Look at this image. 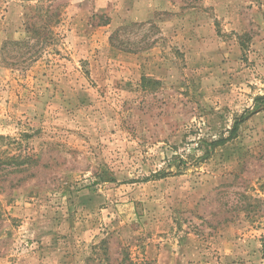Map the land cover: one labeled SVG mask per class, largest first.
<instances>
[{"label": "rangeland", "instance_id": "374dc122", "mask_svg": "<svg viewBox=\"0 0 264 264\" xmlns=\"http://www.w3.org/2000/svg\"><path fill=\"white\" fill-rule=\"evenodd\" d=\"M258 96L264 0H0V264H264Z\"/></svg>", "mask_w": 264, "mask_h": 264}, {"label": "trees", "instance_id": "16d2710c", "mask_svg": "<svg viewBox=\"0 0 264 264\" xmlns=\"http://www.w3.org/2000/svg\"><path fill=\"white\" fill-rule=\"evenodd\" d=\"M261 102V103H260ZM264 106V97L263 96H258L257 97V101L254 104V107L247 112V114H243L241 115V117L237 118L234 120L231 129L228 131V135L227 136H221L218 137L216 139H212L211 141H209V147L211 148H215L218 146H221L223 144H225L227 141L231 140L233 137H235L237 130L239 128V126L253 113L259 111L260 109H262ZM163 172H157L155 173L154 176H159L160 174H162ZM261 254H262V258H264V235L261 237Z\"/></svg>", "mask_w": 264, "mask_h": 264}]
</instances>
